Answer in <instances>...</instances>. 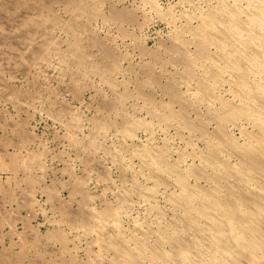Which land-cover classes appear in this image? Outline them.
I'll list each match as a JSON object with an SVG mask.
<instances>
[{"label":"rangeland","instance_id":"rangeland-1","mask_svg":"<svg viewBox=\"0 0 264 264\" xmlns=\"http://www.w3.org/2000/svg\"><path fill=\"white\" fill-rule=\"evenodd\" d=\"M217 3V0H0V264L8 257L19 264H66L72 259L77 264H108L112 254L98 243L103 233L115 236L121 229L124 235H130L139 229L150 234L157 228L155 225L173 218L170 192L178 193V188L172 181L158 184L152 171L142 164L145 162L136 156L149 147L153 152L160 148L168 164L176 161L181 170H186L197 165L205 153L206 142L198 133L179 128L174 120L165 125L159 114L168 112L171 94L166 88L170 81L175 82V92L196 105V110H189V118L195 119L199 114L198 118L210 120L208 113L218 107L214 102L201 100L203 92L198 82L205 66L210 64L203 66L199 62L193 75H186L182 66L173 63L180 54L174 53L171 45L178 33L176 29L186 25L188 13L192 14L188 15L193 18L191 25L198 26L204 12ZM120 12H130L134 16L132 23L115 18ZM76 36L81 41L75 42ZM188 45L187 51L192 55L195 45ZM79 46L83 47L82 54L85 52L84 56L81 54L84 59L90 57L88 63L84 61L86 64L74 54ZM93 63L105 71L101 69L100 75L93 68L85 70L94 67ZM101 76L109 80L106 82ZM120 92L129 95L121 103ZM219 95L225 99L232 97L227 85L219 90ZM171 104L170 100L168 106ZM174 104L171 106L174 110L180 109ZM130 118L134 120L131 122ZM138 120L143 126L135 127L128 138L123 125H134ZM102 125L104 130L100 129ZM214 125L207 123L210 130ZM231 125L226 126V132L243 142L240 129ZM242 125L247 124L243 121ZM8 159H14L15 166L8 164ZM228 162L235 164L237 160L230 158ZM203 182L200 186L208 188ZM190 183L195 180L190 178ZM144 191L151 192L153 197L143 196ZM120 194L124 195V204L127 203L122 204L124 209L119 205ZM108 209L114 210L118 218L100 215ZM94 215L102 219L100 224L94 222ZM102 253L108 257L101 258L104 261L100 259Z\"/></svg>","mask_w":264,"mask_h":264},{"label":"bare ground","instance_id":"bare-ground-1","mask_svg":"<svg viewBox=\"0 0 264 264\" xmlns=\"http://www.w3.org/2000/svg\"><path fill=\"white\" fill-rule=\"evenodd\" d=\"M217 2H218L217 5H214L215 7L213 6L214 8H209L208 12H204L205 14L203 16L201 15L202 17L200 16L201 17L200 23H198V26H196L195 24V27L191 25V21L193 20V18L191 19V17L188 16L191 13L189 14L187 12L188 13L187 16L184 15L186 20L184 22H186L185 23L186 25L184 27H182L181 25L180 27L182 28L176 29V31L178 30V33L173 39L174 42L171 41L174 43V45L172 43L171 45L174 50L173 52L175 53L176 51L177 53L180 54L178 60L175 59L176 61L174 60L173 63L182 66L183 72L186 75H193L194 68L197 65H199L198 64L199 62L202 63L203 66L207 65V63L210 64L209 66H205L202 77L201 78L199 77L200 78L198 82L199 88L203 92V96L201 100L203 102H214L218 104V107L214 110L212 108L213 111L208 108L209 111L210 110L212 111L211 114L208 113V115H210L208 117L210 118V120L207 119L208 121L198 118L199 114L195 119L189 118V113H190L189 110L190 111L196 110L195 107L196 105L194 103L186 101L182 96H180L177 92H175L174 89L175 82L172 83L170 81V83L168 82L169 84H167L168 86L166 89L171 94V99L170 98L169 99L171 100L172 104L168 106L170 103L169 100L168 101L169 103H167L168 105L165 104L168 107L166 109L168 110V112L166 113L164 111L165 112L164 115L159 114L160 118H162L163 121H166L164 122L165 125L167 124L169 125V121L172 122L174 120L175 122L179 123V126L178 123H176V125L179 128L180 127H182L181 129L185 128L189 132H194V134L198 133L200 135V138L202 137V140L206 142V151L202 156L200 155L201 156L199 159L200 162L197 165L195 164L193 166H190L186 170H181L183 168H181L180 165H178L180 163L177 164L176 161L175 164H168L165 160L164 150H160V148L158 151L156 150V152H153L151 151L152 149L150 150L151 147H149V149L147 148L143 152H141L140 156L134 155L136 157H140L143 160V162H145L142 164H145L146 167L150 171H152L158 184H163V183H167L168 181L169 182L172 181V183L178 188L179 191L178 193L173 192L172 194V192L169 191L171 193L170 204L173 207L171 209H173L172 211H174V215L173 218L171 219L169 218L170 219L169 221L165 222V220H163L165 223L162 224L159 223L158 226L155 225L157 228L153 230L150 234L146 232L147 230L146 231L144 230L145 231L144 232L139 229H136L137 230L136 232H134L135 231L134 230L133 233L130 235L129 234L124 235L121 232V229L120 230L118 229L120 232L116 231L117 233L115 236H109L108 234H107L108 236H105V234L103 233L104 236H101L98 239V243L99 245L102 244L103 248L105 247L104 248L105 251H110L112 254L111 259L108 261V264H264V0H217ZM127 13L128 12L125 13L120 12V14L116 13V17L115 16L114 17L119 18L120 21L128 20L131 22L133 20L132 17L134 16H131L130 12L128 14ZM183 13H182V18H183ZM5 23H7L6 20ZM73 27H75V25ZM70 31H72V28ZM186 35H189L190 38L185 39ZM79 38H80L79 36H76L75 42H77V39L80 40ZM74 39L75 38H73L72 40ZM15 40L16 39H14V41ZM75 42L73 41V43ZM188 44L195 45V47L193 46L195 48V51L193 52L192 55H190V52L187 51L189 49L187 47L189 46ZM73 48L74 47H72V49ZM81 48L79 46V49L77 48L75 49L80 50ZM211 48H214L215 51L212 52ZM77 50H75L74 53L76 57L78 56L77 60H79L82 64L85 63L84 61H87L88 63L89 60L88 58L90 57L87 58L85 57L87 59L85 60L83 57L85 52L84 54H82L84 50H80L82 52H79ZM102 53L100 54L101 56L104 53L106 56L109 55V53L107 52H104L103 54ZM109 63L111 62L109 61ZM84 66H86L87 68V65ZM91 66H94V63L91 64ZM145 67L147 68V66ZM88 68L87 69L84 68V69L88 71L96 70L97 74L102 69L101 67H100L101 69H99L98 67L95 66L94 67L89 66ZM105 68L107 69V67ZM148 68H151V66H149ZM153 70L154 69H152V72ZM147 73L150 76L152 75L150 74L151 72L150 73L146 72V74ZM104 74L103 76L108 77L107 75ZM106 77L105 78L102 77V79H105L106 82L109 79H111L109 77H108L109 79H106ZM145 84H149V83H145ZM226 85L228 87L229 92L231 93L232 96L231 99H225L221 97L222 96L221 94H220L221 96L219 95V90ZM169 93H167L166 95H168ZM139 95L141 96V94ZM127 96L129 97V95L127 94L122 95L121 93V96L119 97L120 102L117 101L118 97L116 101L121 103L123 100H125V97L126 99L128 98ZM174 103H177L180 109L178 108V110H174L173 107H171ZM157 110H159V108ZM154 116L156 117V115ZM155 117L154 119H157L158 116L156 118ZM124 119L123 121L126 120ZM128 119L129 117L127 118L126 121H128ZM131 119L132 118H130V120ZM133 120H131V122ZM243 121L246 122L247 124L245 127L242 125ZM138 122L135 121L134 125L133 124L130 125L126 123V125L128 126L123 125L125 123L122 124L124 127H126L123 130V133H125L126 136H128V138L129 136L131 137L132 134H134L135 127L137 126L140 127V125H142L141 122L139 123ZM209 122L211 123L213 122L215 124L212 130H210L209 127L207 126V123ZM229 124H232L233 126H236L240 129V132L243 136L242 139L243 142L237 141L235 138L231 137L230 134L227 133L228 131L226 132V128H227L226 126H228ZM146 125L144 126L146 127ZM101 128H103L104 130L105 126L102 125L100 126V129ZM138 149H140V147ZM153 150L155 149L153 148ZM224 155H226L228 159L235 158L237 160V163L230 164L228 162V159L226 157L224 158ZM14 163H15L14 159L12 160L8 159V164L13 165ZM27 167H29V164ZM190 178H193V180H195L194 184L190 183ZM202 181H204L203 183L206 182L209 185V187L207 186L208 188H205L200 186L202 185L201 184ZM153 184H155V181ZM171 185L172 184H170V186ZM158 187L160 186L158 185ZM74 189L77 190V188ZM156 190L158 189L156 188ZM146 191H150V190H146ZM150 193L151 192L149 193L145 192L142 195L144 196V194H146L145 196L148 195L150 197L151 196ZM125 195L127 196L126 193ZM122 197L120 198L121 200L119 205L122 206L121 209H124L122 205L124 204V197L123 198ZM151 197H153V195ZM149 200L150 199L148 198V201L146 202H149ZM126 204L127 203L125 202L124 206ZM113 211L108 209L104 213L102 214L100 213V215H102L105 218L107 217L108 219V217L110 216L112 217L117 215ZM121 214L122 213L120 212L118 216H120ZM94 217H96L94 222L96 221L98 222V224H100L102 219L100 217L97 218V215H94L93 218ZM115 217L118 218L117 216ZM110 220L112 222V218ZM113 221L118 222L117 220H113ZM158 221L161 222V220ZM105 222L103 221V223ZM109 224L111 225V223ZM118 224L116 223V225ZM137 224H139V222ZM137 224L134 225L136 226ZM89 225H92V223ZM98 226L99 225H97V227ZM152 226H154L153 223ZM139 227L140 229H142L141 225ZM120 228H121V223H120ZM89 229H91V227H89ZM151 229L152 228H149L148 231H151ZM118 233L120 235H117ZM58 237L62 238L60 234H58ZM102 254H101L102 257L99 256L100 259L106 256L105 253L103 254L104 256ZM103 259L101 260L104 261ZM4 264H19V263L16 260H14L12 257L10 258L8 257V260H5ZM66 264H77V263L72 259L66 262Z\"/></svg>","mask_w":264,"mask_h":264}]
</instances>
